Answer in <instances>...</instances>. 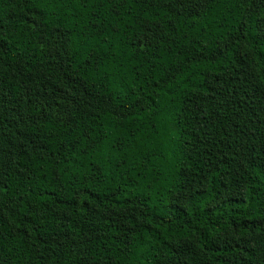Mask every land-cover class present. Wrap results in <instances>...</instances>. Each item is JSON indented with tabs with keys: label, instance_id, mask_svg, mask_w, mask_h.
<instances>
[{
	"label": "trees",
	"instance_id": "trees-1",
	"mask_svg": "<svg viewBox=\"0 0 264 264\" xmlns=\"http://www.w3.org/2000/svg\"><path fill=\"white\" fill-rule=\"evenodd\" d=\"M0 264H264V0H0Z\"/></svg>",
	"mask_w": 264,
	"mask_h": 264
}]
</instances>
